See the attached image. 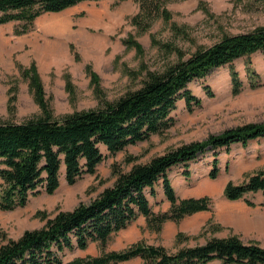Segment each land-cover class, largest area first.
Segmentation results:
<instances>
[{"label": "rangeland", "instance_id": "374dc122", "mask_svg": "<svg viewBox=\"0 0 264 264\" xmlns=\"http://www.w3.org/2000/svg\"><path fill=\"white\" fill-rule=\"evenodd\" d=\"M166 6L171 19L159 18L146 31H140L132 21L139 11L135 0H86L61 12L42 14L32 30L23 34H17L22 27L19 20L0 24V120L22 122L42 112L32 86L33 75L43 85L45 101L53 114L61 117L99 108L105 101H116L140 88L148 71L162 72L178 60L176 53H168L163 44L179 48L187 58L225 35L264 26V0H166ZM248 59L261 81L255 88L249 82ZM234 66L243 81L239 92L232 89L229 65L214 69L204 79L189 84L201 98V105L189 111L181 99L173 112L175 123L163 134H154L116 154L103 146L105 159L96 174H84L74 184L67 183L63 174L53 194L32 196L25 206L12 210L0 208V246L18 239L26 230L41 228L60 211L97 197L116 181L115 164L126 172L134 164L148 162L184 143L205 140L247 123L264 122L263 52L239 58ZM128 155L136 160L127 163ZM212 159V152L200 155L189 167V178L183 175L181 166L169 172L179 196L210 195L214 200L212 210L188 216L180 223L169 221L161 232L144 227L145 218L141 216L132 226L136 232L129 228L116 234L107 249L144 239L176 252L230 235L264 247V193L248 194L255 202L253 206L224 196L228 182L242 183L264 169V139L246 147L235 143L220 151L221 172L216 179L209 176ZM158 189V197L150 198L156 212L170 206L162 187ZM98 251L99 245L94 242L89 249L66 251L63 259L70 261ZM134 260L132 264H143L139 257Z\"/></svg>", "mask_w": 264, "mask_h": 264}, {"label": "trees", "instance_id": "16d2710c", "mask_svg": "<svg viewBox=\"0 0 264 264\" xmlns=\"http://www.w3.org/2000/svg\"><path fill=\"white\" fill-rule=\"evenodd\" d=\"M83 1L86 0H0V24L19 20L22 27L17 34H23L32 30L42 14L61 12ZM135 1L139 11L132 21L140 31L148 30L159 18L171 19L166 0ZM163 45L168 53H176V62L162 72L148 71L140 88L128 91L116 101H105L96 109L56 117L45 101L38 76H31L42 112L22 122L0 120L2 210L25 206L32 196L43 192L53 194L60 187L63 174L69 184L84 174H96L105 159L103 146L116 154L149 140L154 134H163L175 123L173 112L181 99L189 111L201 105V98L192 92L189 84L204 79L214 69L229 65L232 89L239 92L243 81L234 61L259 51L264 54V26L225 35L187 58L179 48ZM137 47L141 49L138 44ZM250 63L248 59L246 68L250 85L255 88L261 81ZM257 139H264V122L247 123L205 140L184 143L148 162L136 163L126 172L115 164L113 172L117 178L112 186L89 202H81L48 218L41 228L26 230L18 239L1 245L0 264H117L138 257L143 264H210L216 260L220 264H264V247L243 242L236 235L214 237L204 244L183 247L176 252L144 239L121 250L107 249L112 238L140 216L145 217L146 228L161 232L169 221L180 223L188 216L212 210L214 200L210 195L179 196L169 172L181 166L183 175L189 178L192 163L200 155L212 152L209 176L216 179L221 172L220 151L235 143L246 147ZM134 160L135 156L126 157L127 163ZM159 187L170 206L156 212L150 198L158 197ZM257 192L264 193V169L249 175L242 183L228 182L224 196L231 201L245 200L253 206L255 202L248 194ZM261 204L264 205V200ZM94 242L100 248L98 255L63 259L66 251L85 250Z\"/></svg>", "mask_w": 264, "mask_h": 264}, {"label": "crops", "instance_id": "0c3cea01", "mask_svg": "<svg viewBox=\"0 0 264 264\" xmlns=\"http://www.w3.org/2000/svg\"><path fill=\"white\" fill-rule=\"evenodd\" d=\"M185 197H188V196H185ZM203 212V211H202ZM198 213H200V212H198ZM141 217V216H140ZM145 218V217H144ZM138 219H140V218H138ZM137 219V220H138ZM136 220V221H137ZM135 221V222H136ZM134 222V223H135ZM134 223L132 224V225H130L128 228H126V229H123V230H121V231H119L117 234H119V233H121V232H123V231H126L127 229H129V228H131V232H136L137 230L136 229H133L132 230V226L134 225ZM144 227H146V219H144ZM140 233H141V230H140ZM139 240V239H138ZM121 242H122V239H121ZM132 243H134V242H129V244L126 242V244L124 245L123 243H121V246H119V248H113V249H110V250H121V249H124V248H126L127 246H129L130 244H132ZM91 244H93V243H91ZM123 245H124V247H123ZM89 247H90V245H89ZM89 247L87 248V249H89ZM100 252L98 251L97 253H94V254H90V255H94V256H96V255H98ZM85 256H87V255H85ZM85 256H82V257H85ZM134 259H138V258H134ZM134 259H131V260H128V261H124V262H120L121 264H132V262L133 261H135Z\"/></svg>", "mask_w": 264, "mask_h": 264}]
</instances>
